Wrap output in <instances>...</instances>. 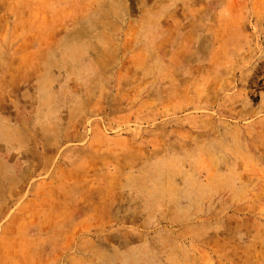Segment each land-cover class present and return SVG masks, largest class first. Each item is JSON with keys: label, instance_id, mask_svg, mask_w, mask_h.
Wrapping results in <instances>:
<instances>
[{"label": "rangeland", "instance_id": "1", "mask_svg": "<svg viewBox=\"0 0 264 264\" xmlns=\"http://www.w3.org/2000/svg\"><path fill=\"white\" fill-rule=\"evenodd\" d=\"M0 264H264V0H0Z\"/></svg>", "mask_w": 264, "mask_h": 264}]
</instances>
